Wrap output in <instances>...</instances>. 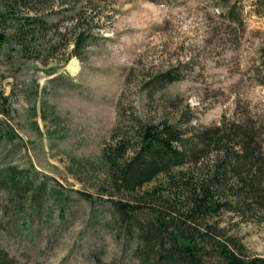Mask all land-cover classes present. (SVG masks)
<instances>
[{
  "label": "rangeland",
  "instance_id": "1",
  "mask_svg": "<svg viewBox=\"0 0 264 264\" xmlns=\"http://www.w3.org/2000/svg\"><path fill=\"white\" fill-rule=\"evenodd\" d=\"M54 10V42L61 46L49 58L9 56L0 46V90L12 105L11 115L0 118L19 133L0 144V175L15 166L30 186L17 208L0 185V261L140 264L136 239L119 225L110 199L116 194L102 149L116 128L168 117L188 128L250 123L264 156V6L255 0H67ZM77 19L92 36L79 55L69 56ZM165 71L179 79L159 80ZM167 184L161 174L143 188L161 185L164 200ZM152 208L143 206L140 220H149ZM246 217L225 210L208 221L244 243L247 256L264 257V222ZM203 263L222 261L214 252Z\"/></svg>",
  "mask_w": 264,
  "mask_h": 264
},
{
  "label": "trees",
  "instance_id": "2",
  "mask_svg": "<svg viewBox=\"0 0 264 264\" xmlns=\"http://www.w3.org/2000/svg\"><path fill=\"white\" fill-rule=\"evenodd\" d=\"M66 1L0 0V46L9 56L49 58L61 46L54 42L58 26L49 15ZM255 2L264 6V0ZM73 29L78 32L69 56L79 55L92 36L80 19ZM261 55L264 64V48ZM158 79L172 82L179 77L165 71ZM11 112L9 95L0 90V114ZM7 125L0 118V144L19 136ZM111 137L102 149L107 179L116 194L110 199L119 225L136 239L134 254L140 264H204L214 252L222 264H264V257L247 256L245 244L227 235L224 226L208 221L228 210L264 222V156L254 125L230 120L188 128L165 117L158 122L138 120L132 130L116 128ZM25 174L11 166L0 175V185L16 199L17 208L30 190L23 182L29 181ZM161 174L168 176L164 200L158 198L161 185L143 188ZM148 202L153 203L151 218L140 220L138 211Z\"/></svg>",
  "mask_w": 264,
  "mask_h": 264
},
{
  "label": "bare ground",
  "instance_id": "3",
  "mask_svg": "<svg viewBox=\"0 0 264 264\" xmlns=\"http://www.w3.org/2000/svg\"><path fill=\"white\" fill-rule=\"evenodd\" d=\"M71 68H72V70L73 71H76V70H78V66H77V64L75 63V64H73L72 66H71Z\"/></svg>",
  "mask_w": 264,
  "mask_h": 264
}]
</instances>
